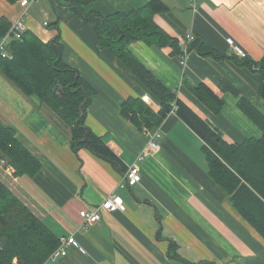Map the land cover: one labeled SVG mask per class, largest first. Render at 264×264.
Returning a JSON list of instances; mask_svg holds the SVG:
<instances>
[{
    "label": "crops",
    "instance_id": "obj_1",
    "mask_svg": "<svg viewBox=\"0 0 264 264\" xmlns=\"http://www.w3.org/2000/svg\"><path fill=\"white\" fill-rule=\"evenodd\" d=\"M21 1L0 0V18L11 21L24 14L26 30L44 42L60 31L64 60L96 90L86 124L125 167L119 170L87 148L74 150L69 128L0 71V123L14 128L18 140L41 163L35 175H16L7 159L0 158V180L60 243L72 235L78 242L43 264H264V237L210 175L201 137L175 111L156 128H138L121 113V104L140 97L158 112L160 103L132 71L100 47L93 26L59 0H36L28 7ZM148 1L92 0L85 10L107 14ZM162 1L167 9L154 19L179 40L182 52L143 40L132 41L131 52L228 143L261 137V127L246 112L251 105L264 116L261 72L239 61L227 38L234 39L244 57L256 61L264 57V0ZM189 34L225 57L196 48L186 51ZM200 83L220 102L195 89ZM242 98L248 102L244 108ZM152 140L159 143L155 151L150 148ZM136 162L141 181L131 185L124 174ZM111 193L124 199L126 209L104 211L100 221L85 225L81 211L96 208Z\"/></svg>",
    "mask_w": 264,
    "mask_h": 264
},
{
    "label": "trees",
    "instance_id": "obj_2",
    "mask_svg": "<svg viewBox=\"0 0 264 264\" xmlns=\"http://www.w3.org/2000/svg\"><path fill=\"white\" fill-rule=\"evenodd\" d=\"M85 23L93 26L100 47L109 50L125 67L153 93L160 103L154 111L140 97H129L121 104V113L138 128H156L175 111L203 140L208 169L214 180L229 196L230 203L264 237V116L251 105L246 112L261 127V137H246L238 143H228L222 134L193 111L165 85L129 49L135 40L157 47L171 46L182 52L178 39L163 31L156 23V13L167 9L162 0H149L145 5L113 13L86 11L92 0H59ZM13 20V19H12ZM12 20L0 18V41L9 31ZM59 30L57 24H51ZM187 50L196 48L202 54L225 57L206 48L201 39L187 41ZM11 57L1 58L0 71L23 93L35 96L46 104L57 119L70 130L74 150L87 148L109 160L124 171L120 158L87 124V108L96 90L78 69L64 60V45L59 33L49 42L25 30L22 39H12L8 45ZM235 55V54H234ZM239 57L238 55H236ZM239 61L261 72L260 95L264 98V57L258 61L240 57ZM220 102L203 83L195 86ZM247 100H240L241 107ZM0 158H6L16 175H35L41 168L38 158L16 137V131L0 123ZM60 245V239L23 204L0 180V264H43ZM196 264H215L200 261Z\"/></svg>",
    "mask_w": 264,
    "mask_h": 264
},
{
    "label": "built area",
    "instance_id": "obj_3",
    "mask_svg": "<svg viewBox=\"0 0 264 264\" xmlns=\"http://www.w3.org/2000/svg\"><path fill=\"white\" fill-rule=\"evenodd\" d=\"M36 0H22L21 5L28 7L30 3L35 2ZM25 15L27 12L25 11ZM47 24V22H45ZM26 30V24L23 15H18L12 20L11 27L6 35L0 41V62L1 58L11 57L8 45L12 39H22L23 34ZM194 39V35L189 34L187 36V41L190 42ZM227 42L231 47V50L237 54L238 56H245V53L241 49V47L234 41L232 37L227 38ZM186 51L187 48H186ZM159 134L157 137L159 138ZM151 150H157L159 148V143L156 140H152L150 143ZM140 160V158H139ZM12 169V168H11ZM124 179L128 184L135 185L141 181V168L140 165L136 162L132 166L128 168V170L124 174ZM126 209V204L124 199L116 194L111 193L99 206L94 209H84L81 211V215L84 219V224H94L100 221L102 217V213L104 211H116L121 210L124 211ZM78 242L76 238L72 235L69 238L63 240L58 248L51 254L50 259L55 261L65 250V248L69 245H77ZM80 250L85 252L83 247H80Z\"/></svg>",
    "mask_w": 264,
    "mask_h": 264
},
{
    "label": "rangeland",
    "instance_id": "obj_4",
    "mask_svg": "<svg viewBox=\"0 0 264 264\" xmlns=\"http://www.w3.org/2000/svg\"><path fill=\"white\" fill-rule=\"evenodd\" d=\"M42 2H43V0H41ZM38 6H41V2H40V5H38ZM41 9V7H38V8H36V11L37 10H40ZM51 17V16H50ZM11 82V81H10Z\"/></svg>",
    "mask_w": 264,
    "mask_h": 264
}]
</instances>
